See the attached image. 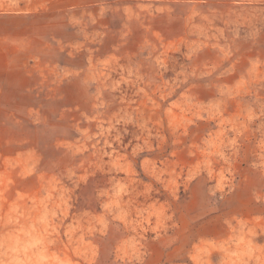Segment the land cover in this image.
Here are the masks:
<instances>
[{
    "label": "rangeland",
    "instance_id": "rangeland-1",
    "mask_svg": "<svg viewBox=\"0 0 264 264\" xmlns=\"http://www.w3.org/2000/svg\"><path fill=\"white\" fill-rule=\"evenodd\" d=\"M0 264H264V0H0Z\"/></svg>",
    "mask_w": 264,
    "mask_h": 264
}]
</instances>
